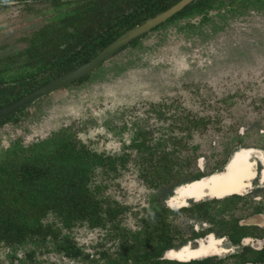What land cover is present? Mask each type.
Instances as JSON below:
<instances>
[{"label": "trees", "instance_id": "1", "mask_svg": "<svg viewBox=\"0 0 264 264\" xmlns=\"http://www.w3.org/2000/svg\"><path fill=\"white\" fill-rule=\"evenodd\" d=\"M47 1L48 22L27 38L25 48L16 53L23 58L15 62L11 57L0 58V107L88 62L122 32L179 0ZM251 10L264 12V0H194L153 30L210 12L223 11L220 16L228 18ZM216 26L217 23L213 28ZM142 37L130 40L121 50L135 49ZM93 72L73 83L84 81ZM27 107L1 118L0 127ZM166 107L153 104L145 113L151 111L165 120L176 118L168 131L157 134L135 121L130 141L123 145L120 154L92 149L71 127L29 145L14 140L3 149L0 244L11 250L12 258H18L15 254L19 248L30 245L34 249H27L25 259L20 257V260L31 261L35 249L52 245L54 252L68 259H86L89 255L71 236L75 226L85 224L90 229L104 230L118 243L115 255L101 254L105 258L103 264H155L157 256L168 246L170 211L160 206L152 195L139 227L127 229L121 225V215L127 207L104 196L103 186L95 183V176L97 171L117 175L132 163L137 177L156 191L198 179L201 176L195 169L198 146H190L189 141L195 132H204L209 122L206 117L188 111H181L178 116L168 115L170 111ZM49 216L54 219L47 221Z\"/></svg>", "mask_w": 264, "mask_h": 264}, {"label": "rangeland", "instance_id": "2", "mask_svg": "<svg viewBox=\"0 0 264 264\" xmlns=\"http://www.w3.org/2000/svg\"><path fill=\"white\" fill-rule=\"evenodd\" d=\"M47 7L46 0H30L0 9V58L22 50L25 38L47 24ZM222 13L149 31L135 49L121 50L91 77L37 100L0 127V157L14 140L29 145L65 127L98 152L120 154L135 121L157 134L172 126L176 118H157L151 111L146 115L158 103L167 106L168 115L188 111L209 119L206 130L195 132L189 141L198 146L197 166L202 170L212 167L224 147L234 146L232 135L246 133L244 141L253 143L249 135L264 132V12L228 18ZM95 181L103 186L104 196L127 207L121 225L131 230L147 214L151 196L162 197L137 177L132 163L117 175L97 171ZM169 222L189 232L184 215H171ZM71 236L88 258L68 259L50 245L35 249L33 260L21 261L32 246L19 248L18 258H12L11 250L0 244V264H103V252L117 251V241L102 229L77 225Z\"/></svg>", "mask_w": 264, "mask_h": 264}, {"label": "flooded vegetation", "instance_id": "3", "mask_svg": "<svg viewBox=\"0 0 264 264\" xmlns=\"http://www.w3.org/2000/svg\"><path fill=\"white\" fill-rule=\"evenodd\" d=\"M28 1L30 0H3L0 1V9L14 2L27 4ZM47 2L49 6V1ZM121 48L111 58L116 56ZM16 53L1 58L11 57L14 62L23 58L17 57ZM206 120L209 119L206 118ZM255 133V138L249 135V138L254 139V142L250 144L244 141L246 133L232 135L231 142L233 141L234 146L224 147L219 155L220 158L211 168L202 170L199 164L197 166L198 159L195 163L196 171L201 173L198 177L200 178L224 170L235 155L242 157L243 161H249L253 165V173L250 175L249 185L242 191L224 197H210L207 200L176 208H170L167 200L174 194L173 190L185 182L168 190L159 191L162 193L160 198L155 196L158 204L170 211L167 218L170 224L168 246L157 256L155 264H264V132L259 130ZM241 149L246 151L248 156L247 153L241 154L242 151H239ZM171 215H184L186 229L189 232L181 227L173 226L169 222ZM172 252L177 255L175 258L171 255ZM193 252L197 254L192 255Z\"/></svg>", "mask_w": 264, "mask_h": 264}, {"label": "water", "instance_id": "4", "mask_svg": "<svg viewBox=\"0 0 264 264\" xmlns=\"http://www.w3.org/2000/svg\"><path fill=\"white\" fill-rule=\"evenodd\" d=\"M192 1L194 0H179L167 10H164L163 12H160L157 15L148 18L142 24L134 26L125 31L122 35H120L102 51L98 52L96 56H94L88 62L71 69L70 71L64 73L61 76L54 78L53 80L37 88L36 90L25 94L13 103L0 107V119L12 116L19 112L23 107L30 106L34 104L37 100L50 95L51 93L64 87L65 85L73 83L76 80L90 74L98 67H100L105 61L109 60L122 46L127 44L130 40L146 34L159 24L165 22L174 14L181 11ZM229 165L230 162L227 166L224 167V170L216 171L213 174L202 176L198 179L182 183L181 185H193L190 191H192V194L195 193V195L197 196L194 199H188L186 205L202 200H207L208 198L214 196L224 197L233 193H237L236 186L234 183L235 181H237L236 185L238 186L239 183L244 181V178L242 176V178L239 177L236 180L234 179L235 181L231 182V179L233 178L231 176L232 171L229 170ZM174 192L175 189L173 190V193ZM169 207L176 208L171 207L170 205Z\"/></svg>", "mask_w": 264, "mask_h": 264}, {"label": "bare ground", "instance_id": "5", "mask_svg": "<svg viewBox=\"0 0 264 264\" xmlns=\"http://www.w3.org/2000/svg\"><path fill=\"white\" fill-rule=\"evenodd\" d=\"M240 152L242 151L241 154H246V151H243V149L239 150ZM246 156V155H245ZM248 156V153H247ZM242 158V157H241ZM239 158V156L235 155L231 161H230V165H229V170L232 171V181H235L236 179H238L239 177L244 178V181L239 183V185L237 186L235 181V186H236V191L240 192L242 191L245 186L249 185V180H250V175H252L253 173V165L249 162V161H243V159ZM235 179V180H234ZM193 185L190 184H184V185H179L175 188V192L173 195H171L168 200L167 203L171 206V207H178V206H182V205H186L188 199L190 198H196L197 196L195 195V193L192 194L191 188ZM206 246V245H205ZM202 247V245H201ZM212 249V246H210ZM198 252V251H197ZM197 252H193V254H197ZM174 258L177 256L176 254L172 253L171 254ZM182 255V254H181ZM203 255V254H202Z\"/></svg>", "mask_w": 264, "mask_h": 264}]
</instances>
